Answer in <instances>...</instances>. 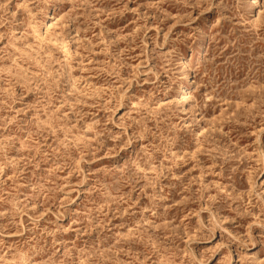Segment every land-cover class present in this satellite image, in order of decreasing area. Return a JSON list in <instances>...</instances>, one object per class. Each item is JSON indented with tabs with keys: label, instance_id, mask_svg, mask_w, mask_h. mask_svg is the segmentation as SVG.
Returning <instances> with one entry per match:
<instances>
[{
	"label": "rangeland",
	"instance_id": "374dc122",
	"mask_svg": "<svg viewBox=\"0 0 264 264\" xmlns=\"http://www.w3.org/2000/svg\"><path fill=\"white\" fill-rule=\"evenodd\" d=\"M0 264H264V0H0Z\"/></svg>",
	"mask_w": 264,
	"mask_h": 264
},
{
	"label": "bare ground",
	"instance_id": "6f19581e",
	"mask_svg": "<svg viewBox=\"0 0 264 264\" xmlns=\"http://www.w3.org/2000/svg\"><path fill=\"white\" fill-rule=\"evenodd\" d=\"M185 83H186V85L183 87V89H187L188 87V81H187V77L185 78Z\"/></svg>",
	"mask_w": 264,
	"mask_h": 264
}]
</instances>
